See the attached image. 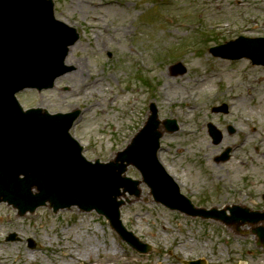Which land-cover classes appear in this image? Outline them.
Masks as SVG:
<instances>
[{
  "label": "rangeland",
  "instance_id": "rangeland-1",
  "mask_svg": "<svg viewBox=\"0 0 264 264\" xmlns=\"http://www.w3.org/2000/svg\"><path fill=\"white\" fill-rule=\"evenodd\" d=\"M54 2L56 17L81 37L65 61L72 69L53 88L19 94L25 108L80 109L72 134L87 159L107 162L145 125L154 103L163 133L158 155L184 195L206 208L240 204L239 198L255 210L264 205V66L210 53L240 34L264 36V0ZM177 61L187 72L173 76ZM223 103L228 113L213 111ZM172 118L182 129L171 133L164 121ZM208 120L223 135L219 143ZM228 148L233 155L218 163ZM126 173L141 179L134 166ZM139 189V197L127 193L122 218L154 246L150 253L123 242L95 211L43 206L20 216L2 202L0 264H264L252 226L191 217L156 203L146 184Z\"/></svg>",
  "mask_w": 264,
  "mask_h": 264
},
{
  "label": "water",
  "instance_id": "water-1",
  "mask_svg": "<svg viewBox=\"0 0 264 264\" xmlns=\"http://www.w3.org/2000/svg\"><path fill=\"white\" fill-rule=\"evenodd\" d=\"M79 39L76 29L58 21L52 0H0V202H8L20 215L47 205L58 211L76 205L83 211L104 214L122 238L141 252L150 247L124 227L119 200L127 192L140 196V181L125 175L130 164L144 175L154 198L168 207L202 217H217L236 227L264 220V213L234 207L223 211L195 209L165 173L158 161L162 132L157 111L131 144L109 163L88 162L83 147L70 128L79 111L50 114L42 108L25 111L16 93L28 88H51L57 77L71 68L65 65L70 47ZM215 55L249 57L264 64V38L239 40L212 49ZM186 71L182 63L173 74ZM167 121L169 130H175ZM215 142L219 133H213ZM228 156L218 157V161ZM36 190V192L34 191ZM264 247V227L255 228Z\"/></svg>",
  "mask_w": 264,
  "mask_h": 264
},
{
  "label": "bare ground",
  "instance_id": "bare-ground-1",
  "mask_svg": "<svg viewBox=\"0 0 264 264\" xmlns=\"http://www.w3.org/2000/svg\"><path fill=\"white\" fill-rule=\"evenodd\" d=\"M80 71H81V69L79 68V69L76 70V73L80 72ZM195 82H197V80H195ZM198 82H203V81L200 79V80H198ZM180 130H181V128H180ZM183 131H184V129H183Z\"/></svg>",
  "mask_w": 264,
  "mask_h": 264
}]
</instances>
